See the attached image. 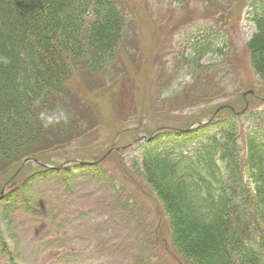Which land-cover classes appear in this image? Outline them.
<instances>
[{"label":"trees","instance_id":"1","mask_svg":"<svg viewBox=\"0 0 264 264\" xmlns=\"http://www.w3.org/2000/svg\"><path fill=\"white\" fill-rule=\"evenodd\" d=\"M213 1L220 3L217 24L226 21L220 25L222 31L229 18L241 17L243 9L249 8L247 16L255 32L244 47L252 70L264 82V0H235L232 8L223 0ZM120 8L117 0H0V176L10 174L0 188L8 180L7 186L12 185L0 202L18 201L24 213L38 217L47 201L35 185L53 177L59 183L78 177L82 167L76 164L62 170L20 165L26 157L51 164L73 157L84 159L71 153L43 155L67 140L60 139L57 131L49 137L52 126L59 131L75 128L74 104L59 102L66 91L68 64L83 63L90 70L106 68L125 31L126 18ZM233 9L239 11L221 17ZM192 47L196 61L211 51L221 56L232 53L220 43L211 48L210 40ZM247 99L252 107L240 114L244 98L240 106L235 100L223 103L233 110L228 106L195 113L179 128L196 123L188 131L169 129L141 142L139 177L130 170L134 165L128 166V172L163 205L175 255L192 264H264V110L253 94ZM249 119L255 124L244 134L242 125ZM203 120L208 122L201 124ZM99 173L100 166H95L84 174ZM27 188L37 191L31 204L24 202ZM113 195L122 201V192L114 189ZM15 207L12 202L4 208ZM50 218L46 228L58 232L56 214ZM46 233V238L52 235ZM151 238L157 243L153 232Z\"/></svg>","mask_w":264,"mask_h":264},{"label":"rangeland","instance_id":"2","mask_svg":"<svg viewBox=\"0 0 264 264\" xmlns=\"http://www.w3.org/2000/svg\"><path fill=\"white\" fill-rule=\"evenodd\" d=\"M202 1L117 0L126 23L115 56L103 69L90 70L83 63L67 67L59 102L74 104L75 128L42 130L67 139L43 156L93 154L103 157L100 173L85 177L81 170L76 179L35 185L47 201L38 217L24 213L15 200L0 202V238L6 247L4 251L0 241V264H192L174 253L163 205L135 175L124 177L121 169L122 163L133 164L130 170L140 175L139 149L128 146L140 125L159 131L181 128L201 110L231 100L243 105V93L250 88L264 96V82L252 70L244 47L255 32L247 8L241 17L234 9L222 14L236 15L229 18L220 43V25L226 22L217 24L220 3ZM234 1L223 4L232 8ZM204 40H210L211 48L226 45L232 53L211 51L196 61L192 45ZM259 109L264 110V103ZM254 124L253 119L244 121L243 133ZM6 178L0 176V185ZM114 189L122 192L121 202ZM36 194L27 188L24 202L31 204ZM12 202L15 210L5 211ZM52 214L58 232L46 228ZM47 231L52 234L48 238ZM154 231L162 243H153Z\"/></svg>","mask_w":264,"mask_h":264},{"label":"water","instance_id":"3","mask_svg":"<svg viewBox=\"0 0 264 264\" xmlns=\"http://www.w3.org/2000/svg\"><path fill=\"white\" fill-rule=\"evenodd\" d=\"M33 159H30V158H28V159H25L24 161H23V164H25L26 162H28V161H32Z\"/></svg>","mask_w":264,"mask_h":264}]
</instances>
